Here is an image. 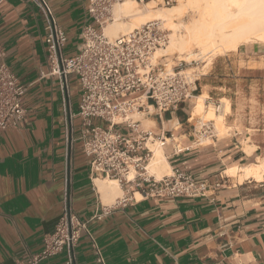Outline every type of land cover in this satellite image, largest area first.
<instances>
[{"label":"crops","instance_id":"crops-1","mask_svg":"<svg viewBox=\"0 0 264 264\" xmlns=\"http://www.w3.org/2000/svg\"><path fill=\"white\" fill-rule=\"evenodd\" d=\"M48 1L68 37L65 54L75 55L81 29L91 21L89 0ZM45 35L44 18L32 0L1 1L5 56L0 61L27 86V114L0 136V264H17L42 249L62 213L67 173L73 210L89 231L82 232L76 247L78 264H101L93 239L106 264H264V178L240 179V170L228 173L257 163L264 153V131H251L248 112L252 97L264 95V67L250 65L253 58L259 61L264 44L247 42L218 55L198 77L193 96L206 92L207 104L218 105L223 97L232 101L223 135L215 127L213 137L198 142V121L190 117L188 103H180L168 116L151 115L150 127L169 137L162 149L170 173L180 168L208 182L205 194L141 198L137 189L119 182L121 195L105 199L96 184L105 178L91 174L79 139L80 116L67 133L60 82L48 74ZM80 93L72 75L69 98L74 111ZM239 105L244 106L240 111ZM123 197L132 199L101 214L103 205L112 206ZM64 259L61 253L39 264H64Z\"/></svg>","mask_w":264,"mask_h":264},{"label":"built area","instance_id":"built-area-1","mask_svg":"<svg viewBox=\"0 0 264 264\" xmlns=\"http://www.w3.org/2000/svg\"><path fill=\"white\" fill-rule=\"evenodd\" d=\"M124 1L89 0L87 13L91 21L81 29L82 41L78 52L67 56L65 48L68 37L52 5L48 0H32L44 18L48 74L56 76L60 82L67 133L74 129V118L80 116L79 139L89 158L91 174L115 178L128 185V189H137L141 198L203 195L210 184L198 181L191 173L180 168L161 177L148 174L153 155L149 143L157 139L164 146L167 135L158 133L143 124L141 118L132 115H161L162 112L176 109L180 103H188L196 91L198 77L186 69L173 68L170 71L167 64L153 62L157 49L169 42V33L160 20L145 22L114 38L105 33V26L114 20V6ZM163 1L167 5L174 2ZM4 56L5 50L0 44V59ZM72 75L77 77L81 90L77 111L70 108ZM26 90L27 86L19 81L11 68L0 61V136L26 116ZM220 105L218 103L217 108ZM190 117L194 118L193 115ZM197 121L198 142L214 136L212 119L199 117ZM120 126L127 131L118 129ZM71 146L72 141L68 142V147ZM129 199L132 197L120 198L112 206L103 205L101 214L110 213ZM62 203V213L54 231L45 235L42 249L18 260L17 264H39L61 253L65 256L64 264H78L76 247L82 232L88 231V228L87 223L73 210L68 173ZM93 247L97 261L106 264L95 239Z\"/></svg>","mask_w":264,"mask_h":264},{"label":"bare ground","instance_id":"bare-ground-1","mask_svg":"<svg viewBox=\"0 0 264 264\" xmlns=\"http://www.w3.org/2000/svg\"><path fill=\"white\" fill-rule=\"evenodd\" d=\"M187 1V3H178V5H174L167 10L156 11L153 5L154 0L147 1L144 7H138V0H125L114 6L113 17L115 14L116 18L109 25L105 26L104 31L108 36L110 34L116 37L121 31L130 29L135 25L136 21L134 20L145 23L144 21H146L147 18H150V21L162 20L174 25V18L178 17L180 14L182 15L184 6L188 5L193 7L196 18L194 17L195 19H193V22L188 26L185 25L186 23H183L182 26L186 28V32L188 33L187 36L176 37V35H170L171 40L168 45L170 48L178 47L182 50L189 41H195L199 43V45H205L207 48L218 47L222 51H226L237 48L238 45L243 42L255 41V39L262 40L264 38V0ZM140 16L148 17L144 19V17L141 18ZM125 17L134 19L133 21H125L123 20ZM136 18H140V20ZM110 37L112 38V36ZM157 50L159 52L165 49L158 48ZM216 51H218V49ZM213 54L216 55V52ZM219 110L220 114H216L215 116L218 119L225 118L227 113L231 111V106L224 105L222 108H219ZM141 114L142 113H135L132 117L137 118L136 116ZM165 138L167 140L169 137L165 136ZM149 146L154 155H152L148 165V173L156 176L164 172L169 173L171 167L163 153L161 140L156 139L150 142ZM251 150L252 148H247V152H251ZM239 170L241 172L239 174L240 179L249 177H255L259 180L263 179L264 157L259 158V161L252 165L230 168L228 173L237 175ZM96 184L105 199L109 196H113L114 198L117 195H121L119 181L115 178L97 179Z\"/></svg>","mask_w":264,"mask_h":264},{"label":"rangeland","instance_id":"rangeland-1","mask_svg":"<svg viewBox=\"0 0 264 264\" xmlns=\"http://www.w3.org/2000/svg\"><path fill=\"white\" fill-rule=\"evenodd\" d=\"M146 2H147V0H145V2L139 1L138 7H144ZM154 2H153L154 10L162 11V10L169 9L174 5H178V3L182 4V3H187L188 1L187 0H174V2L171 3L170 5L164 4L163 0H154ZM194 12L195 11L193 10L192 6L186 5V6H184V8L182 10V15L180 14L178 17L174 18V21H173L175 23L174 25L169 24V22H167V21L160 20L162 22L163 28H165L166 31H168V33H169V42L164 47H162L163 49H165L164 51L161 50L158 52V50H157L155 57H153V62L154 63H160V64H167V68L170 71H172L173 68H175V69L183 68V69H186L188 73H193L197 77H200L204 73H206L210 70V68L212 67V63H213L214 59L218 55L229 54V53H231L230 51L236 50L238 47L235 49L222 51L218 47L217 48L216 47H212V48L208 47L207 48L205 45H203L204 46L203 47L202 44L199 45V43H197L195 41L194 42L189 41L188 44H186V47H184V49H182V50H180L178 47H176V48L175 47L174 48L168 47V45L170 44V40H171L170 35H174V36L176 35V37L187 36L188 33L186 32V28H184V26H182V25H183V23H186L185 25L188 26L191 24V22H193V19L196 18V14ZM142 17H144V16H142ZM146 17H148V16H146ZM146 17H144V19H146ZM115 18H116V16L114 14V19ZM133 19L134 18H131V17L123 18V20H125V21H133ZM136 19L140 20V18H136ZM148 20L150 21V18L149 19L147 18L146 21H144V22H148ZM134 21H136L135 25H133L130 29H126V30L121 31V33H125L129 30H132L133 28H136V27L144 24V23H141L140 21L138 22L137 20H134ZM111 22L112 21L108 22L107 25H109ZM121 33H119V34H121ZM118 35H116V36H118ZM109 36H112V38L115 37V36L110 35V34H109ZM261 41H264V38L262 40L255 39V41L253 40L250 42L264 44V42H261ZM243 43H247V42H243ZM243 43H241V44H243ZM241 44H239V45H241ZM217 49H218V51L221 50L222 52L219 51L220 52L219 53L218 51H216ZM214 52H216V55L213 54ZM255 60L256 59L253 58V62L250 63L251 66L264 67V53L260 54V56L258 57L259 61H255ZM180 62H182L181 66H180ZM242 64H243V62H242ZM194 72H196V73H194ZM197 92L198 91H195V93H197ZM207 97H208V94L206 92L204 95L193 96L190 99L191 101L188 102V104H190L189 105L190 106L189 111L192 112V115L194 116V118L201 117V118H203V120L213 119V121L215 122V127H216L217 131L220 133V135H223L227 129V126L225 124V122H226L225 118H219L218 119L215 115L220 114L219 108H222L223 105H228V106L230 105L231 106L232 101L228 98L223 97L220 100V103H221L220 107L217 108V104H214V103L207 104L206 103ZM254 97L255 96H253L252 99L249 101L250 107L248 108V112L252 116V122L251 123H253L251 125L252 126L251 131L254 132L253 129L256 128V130L260 129L262 132V131H264V95L262 94L261 96H259V98L258 97L254 98ZM77 107H78V105L75 106L76 110H77ZM243 108H244L243 105H239L238 111H240ZM231 110H232V107H231ZM171 111L172 110L166 111V116H168ZM153 116H155V115H153ZM136 117L141 118L143 120V122H145V125H147V126H150L151 124L154 125V122H153L154 120L151 119V118H153L151 115L150 116H143L141 114V115H138ZM118 129H120L123 132L127 131L124 126H120V127H118ZM261 140H262V146L264 148V136L261 137ZM201 141L206 142V139H202ZM247 148H249V147H247ZM247 148H246V150H247ZM263 157H264V153H263V156H261L259 158H263ZM259 158H258V161H259ZM167 173L168 172H164L161 175H158L157 177H161L162 175L167 174Z\"/></svg>","mask_w":264,"mask_h":264},{"label":"trees","instance_id":"trees-1","mask_svg":"<svg viewBox=\"0 0 264 264\" xmlns=\"http://www.w3.org/2000/svg\"><path fill=\"white\" fill-rule=\"evenodd\" d=\"M148 1V0H147Z\"/></svg>","mask_w":264,"mask_h":264}]
</instances>
